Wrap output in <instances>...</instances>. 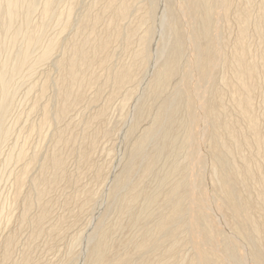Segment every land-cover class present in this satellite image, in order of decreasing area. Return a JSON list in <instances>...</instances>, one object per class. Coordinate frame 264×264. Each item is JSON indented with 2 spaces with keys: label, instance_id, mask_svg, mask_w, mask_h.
Masks as SVG:
<instances>
[{
  "label": "bare ground",
  "instance_id": "1",
  "mask_svg": "<svg viewBox=\"0 0 264 264\" xmlns=\"http://www.w3.org/2000/svg\"><path fill=\"white\" fill-rule=\"evenodd\" d=\"M80 1L0 0V143L12 130L5 122L19 86L25 85L29 98L25 117L38 114L25 126L27 136H38L36 147L29 155L22 145L15 152L11 149L3 162L21 163L12 175L16 200L29 179V190L21 198V222L37 205L32 223L34 229H43L39 226L50 210L42 201L66 175L64 149L75 152L78 163L89 165L95 139L75 148L78 134L68 125H58L81 104L87 89H96L95 99L109 86L110 97H121V112L131 101L120 114L121 136L112 147L110 170L98 167L93 173L102 185L100 198L115 218L108 224L92 221L93 226L82 230V250L68 263L152 264L148 258L164 248L153 264H264V225L256 216L264 213V127L253 106L255 89L264 86V77H258L262 82L257 79L259 72L264 76V47L256 62L258 55L253 59L252 46L246 45L253 14L252 5H246L252 0H242L247 2L233 9L234 0H94L95 8L80 5L86 8L74 19ZM257 5L262 21L264 0ZM135 11V22L125 25ZM231 14L238 25L228 46L223 27ZM70 29L73 34L66 36ZM256 33L261 48L264 27ZM117 42L123 51L131 49V59L115 65ZM227 46L231 51L223 57L220 53L225 54ZM46 64L57 76L40 70ZM219 64L229 70L227 76L214 70ZM50 88L54 95L46 97ZM102 110L93 120H100ZM90 123H84L83 133ZM48 137L53 151L40 156L36 149ZM254 165L262 167L261 172ZM35 167L38 173L30 175ZM93 198L87 194L84 203ZM98 200L92 205L93 215L102 208ZM122 218L139 228L136 252L110 255L112 226H122ZM12 241L8 235L1 242V258L9 257ZM184 245L190 247L186 258L181 253ZM28 262L24 255L20 264Z\"/></svg>",
  "mask_w": 264,
  "mask_h": 264
},
{
  "label": "rangeland",
  "instance_id": "2",
  "mask_svg": "<svg viewBox=\"0 0 264 264\" xmlns=\"http://www.w3.org/2000/svg\"><path fill=\"white\" fill-rule=\"evenodd\" d=\"M81 1H80L81 3H79V6L80 5H83V6L87 5L88 6V5L94 4L93 7L94 8L96 7V2L94 3V0H91V1L90 0H81ZM234 2L235 3L232 6V9L237 5L239 6V4H241V2L245 4V2H247V1L234 0ZM259 2H260V0H252V1H249L246 5V6H249L247 8H250V5H252L251 8H253V6L255 5L253 9L250 8V11H252V13L254 15L251 13L252 14V15L250 14L251 18H248L250 21H249V23H247V25H248L247 27H249L250 29L247 28L248 37L246 35V38H249L248 40L250 41V43L252 45L248 44L249 41H247V39H246V41L248 43L245 41L247 43L246 44L247 46L248 45L252 46L251 50H253V51L255 48L254 46H256V45L258 46L259 44L263 45L262 42L259 43L261 41V39L258 38V35L256 33L259 28L264 27V18L262 19L263 24H261L262 21L258 18L257 13H256L257 7H258L257 4ZM244 4H242V5H244ZM83 6H80V7L77 6L76 7L75 11L77 13L74 12V15H73L74 19H77L79 17L78 15H80L81 12H83V10L87 7V6L86 7H83ZM218 10L221 11L219 8L217 9V11ZM218 13H220V12H218ZM134 14H136V11L132 15H130L127 18V20H125V22H124L125 25H128V22L130 25L132 22H135L134 21V17H135ZM255 14H256L257 19L255 18ZM231 15L225 21L227 25L224 23V26H226V27H223V28H225L223 30L225 37H229V38H226L228 41L227 42L228 46H231V44H233L232 42L234 41L233 39L236 38V35H235V33L237 34V30H236L237 26L236 25H238V21L236 19L233 20V18L236 15L235 16H233L234 14L232 16ZM35 18H36V16H35ZM35 18H33L34 21L37 20V18L36 19ZM254 19L256 20L257 24H258V22H260L257 26L258 28L256 27V25H254L256 27V30L253 26V24H256V23H253ZM144 27H145V25H144ZM251 29L252 30L254 29V30L252 31ZM71 30H72V32H71ZM49 31H48V34H49ZM52 32L53 31L51 30L50 34ZM69 32H71V33H69ZM249 32H252V33H249ZM71 34H73V29L68 30V32H66L65 35L69 36ZM226 39H225V41H226ZM118 44H120V45L116 47V45H118ZM135 44H136V42L132 45L133 48L136 47ZM120 46H122V45L119 42L113 44V48L115 47L114 51L116 54L114 55V59H112V60L114 61L113 64L116 63L115 65L123 63L124 61L128 62L131 59V54H130L131 49L128 51H123V47L120 48ZM228 46L224 50L225 54L220 53V55H222L223 57H225L226 54L228 55V53L231 51V50H229ZM250 46H248V47L250 48ZM257 46H256V50L259 53H256V50H255V53L254 52L252 53V51L249 50V53L251 52V54L253 55L252 56L253 59L255 57V54H256V56L258 54L260 55L262 48L264 47V46H261V48H260L259 46L258 47ZM117 48H119V49H117ZM258 48H260V49L258 50ZM259 55L257 56V58H255V60H257L256 62L261 60ZM121 57L123 59H120ZM115 60H117V61H115ZM49 65L50 64H48V65L46 64L45 66H43L44 69L41 67L40 70L42 71V70L47 69L51 76H53V75L57 76V72H55V70L51 67V65L50 66ZM216 67H214V70L216 69L215 71H218L217 73L219 75H221V76H227L228 75L229 72H226V70L227 71H229V70L227 68H225V70H224V68L222 66H220V64H219L218 68H216ZM50 68H51V71H50ZM261 73L259 72L260 76H257V79L262 82V80H260V79H262L264 76H261ZM140 75H141V72H140ZM39 76H41V72H40ZM258 77L259 78L261 77V78L259 79ZM39 79H40V77H39ZM259 84H260V82H259ZM259 84H258V87L260 88L261 85H259ZM108 87L109 86H104L103 89H101L102 92L99 93L100 95H97L95 97V99H93L94 98V92L93 91H95L96 89L95 88L87 89L88 92L86 91V96L83 99V101L81 102V104L79 106H77L75 108V110H74V108L71 109L69 112L70 116L64 122H60L58 125L59 127H64L65 125H68V127L70 126V131L72 129L73 133L78 134L77 142L74 143L75 148H77V146H79L78 144L80 142L83 145L89 144L90 140H92L93 138L95 139V142H94L93 148L91 150V158H90L91 160H90V163L88 166H83L82 163H78L79 159L77 158V155L75 152H74L75 153L74 154L73 151H70L68 149H64V153H65L64 155L66 158V160H65V174L66 175L64 174L65 178L60 179L59 182L57 183V185L54 186V188L48 193L46 198H44V200L42 201L44 203L47 202L46 204L49 206L50 211L48 212V215L46 216V218H44L41 221V224L39 226V227H43V229L40 228L41 230L34 229V224H33L34 223L33 220L36 218V215H38L37 212H38L39 208L37 205H34L32 207V209L31 208L29 209L28 215L30 217L27 215V220L30 219L29 221L26 220L25 222L22 223L20 220L19 214L23 211V205H21V207H20V204H22L21 198L29 190V184H28L29 179H28V181L26 180V182L23 184L24 186L22 185L23 187L21 186L22 187L21 189L23 191L21 190V193H20L21 196L16 200L15 199L16 197L14 195L15 185H14V182L12 180L13 179L12 175L14 174V172L18 171L21 163L12 162L8 166H5L3 163L4 158L6 157L7 153L11 149H15L14 150V152H15L16 148H18V146L22 145L24 147V150L29 155L33 151V149L36 147V144H38V142H39V139L37 138L38 136L36 134L32 133L33 135L30 134L29 136H27L25 134V126H26L28 120H30V119L37 120V118H38V114L36 112L32 113V115L29 118L25 117V113H24L25 111L24 110H26L28 102H29V100H28L29 98H27V96L25 94V90H26L25 85H22V87L19 86V88H21V89L18 90L19 89L18 88L16 90L18 92L15 91L16 95H14V98L15 97L16 98L14 100V105L10 111L9 117L7 116L6 122H5L6 125H8L9 128H11L12 130L9 131L10 133L8 134L9 136H7L8 138H6L4 142L0 143V244H1V242H3L5 240V238L8 235H10L13 238V241L11 244L12 250H11L9 257L1 258V255H0V264H13V263L14 264H20L24 255L28 256V258H29L28 264H69L71 262L70 259L72 257H75V255L79 254V252H81L82 245L80 243L79 237H80L81 233H83L86 230L87 226L90 227L92 221H93V224H95L96 222H101V221H102V223L104 222V223L108 224V222L112 223V220H114V218H115L114 214L115 213H113L111 211V207H108L107 202L102 200V198H100L101 193H102V185H100L99 181L96 180L95 177H93L94 176L93 173H95L96 170H98V167L101 168L102 172L103 171L108 172V170H110V167L113 164L112 161L114 160V158H113L114 152L112 150V147H113V145H115V143H117V141L119 140L118 138H120V136H121L120 126L122 125V121H121L120 114L122 112L128 110L127 107L129 108V106L131 105L130 104L131 101H129L124 106V108L121 112L120 109L118 108L120 106V101H121L120 95H114V96L110 97L109 94L111 92V87H109V88ZM262 87L263 88H261V91H260V89L259 90L255 89V91L256 90L257 91H256V93H253V95H254V98H253V104L254 105L253 106L255 109L254 112L256 111L255 112L256 116L259 115V117H260V119H259V117H258V119H259V121L261 120L260 122L262 125L260 123L259 124L261 125V127H264V125H263L264 124V122H263V120H264V115H263V112H264V97H263L264 96V91H263L264 86H262ZM105 89H106V91H105ZM53 95H54V90L52 88H50L47 91L45 96L46 97H50V96L52 97ZM118 98H119V100H118ZM88 99H89V101H86ZM20 100H22V101H20ZM261 104H262V106H261ZM18 106H20V107H18ZM99 108L103 109L101 118L99 121H98V119H95V118L93 120L92 117L97 113L98 110H100ZM103 111H105V112L103 113ZM87 120H91V123H90L89 128L83 133L84 127L86 128V125L84 123ZM65 122L66 123L68 122L69 124H66ZM92 124L95 126H93ZM119 128H120V130L118 131ZM101 130H108V134L104 135L103 132H101ZM52 131H53V129H51V132ZM98 132H99V134H98ZM49 137L41 145H38V147L36 149V150H39L40 156H42V155L47 156L48 154H50V152L53 151L52 144L49 142L50 141ZM207 140H208V137H207ZM12 145H14V148ZM205 147L207 148V145H205ZM262 147L264 148V143H263V146L261 145L260 155H261V153H262V155L264 153L263 152L264 150ZM246 154H247V152H246ZM254 168H255V170L258 168L259 170H256V171H259V172H261V170H262V167L260 168L259 166L255 167V165H254ZM36 172L38 173V170L35 167L30 171V175H35V174H37ZM6 177L8 178V180L6 179ZM207 178H208V175H207ZM11 180H12V182H11ZM88 190H89V192H88ZM87 194H92L94 197L91 203H89V202L84 203V201H86L84 199H85ZM94 200L95 201L98 200V202L100 204H102V208H101L99 213H96L93 215L92 214V211H93L92 205L95 202ZM84 205H85V207H84ZM159 207H160V209H162V206L158 205V208ZM92 215L94 217L93 219L91 218ZM256 216H259L257 218L260 219V221L264 225V213L261 215L257 214ZM122 221H123L122 226L116 227V225H115V227H113L111 224L112 235H111V239H110V245H111L110 255H114L116 253L117 254L118 253L124 254L125 252H128L129 254H135V252H136V250H135L136 249L135 248L136 242H139L138 240L140 239V234L138 233L139 228H137V226L131 227L130 225H128L126 218H122ZM88 222H90V223H88ZM27 223H29V225ZM91 226H93V225H91ZM217 226H219V224H217ZM135 228H136V230H135ZM219 228H221V226H219ZM3 230H4V232H3ZM46 230L49 232H47ZM82 230H83V232H81ZM7 231H8V233H7ZM40 231H42V232H40ZM137 233H138V235H137ZM76 237H78V238H76ZM2 238H3V240H2ZM183 247H185L186 250L184 248H182L181 253L184 256V258H186V256L188 257V255H189V251H190L189 248L190 247L188 245L187 246L184 245ZM70 249H72L73 251ZM163 249L164 248L160 249L159 252H157L158 251L157 250L156 251L157 253L155 252L156 254H153L154 256L151 254V258H148V260L152 259L150 261L153 264L154 261H156V259H158V257L161 255V252L164 251ZM239 250L240 251L242 250L241 251L242 253L244 251L241 248ZM68 261H69V263H68Z\"/></svg>",
  "mask_w": 264,
  "mask_h": 264
}]
</instances>
